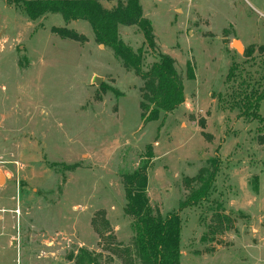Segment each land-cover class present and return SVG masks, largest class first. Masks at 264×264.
Wrapping results in <instances>:
<instances>
[{
	"label": "rangeland",
	"instance_id": "obj_1",
	"mask_svg": "<svg viewBox=\"0 0 264 264\" xmlns=\"http://www.w3.org/2000/svg\"><path fill=\"white\" fill-rule=\"evenodd\" d=\"M139 2L154 50L136 26H120L119 38L142 48L143 72L171 57L184 94L145 124L143 82L86 21L31 20L0 0V264H140L122 178L149 162L153 213L181 218L180 264H264V99L248 115L242 105L264 98V0ZM210 159L213 190L180 209Z\"/></svg>",
	"mask_w": 264,
	"mask_h": 264
},
{
	"label": "trees",
	"instance_id": "obj_2",
	"mask_svg": "<svg viewBox=\"0 0 264 264\" xmlns=\"http://www.w3.org/2000/svg\"><path fill=\"white\" fill-rule=\"evenodd\" d=\"M31 20L47 13L60 14L65 23L83 20L92 31L95 41L112 50L114 57L122 66L132 71L142 82L139 108L142 111L143 124L158 121L161 114L172 113L184 102L183 83L178 77L174 61L167 55H161L148 71H142L143 50L134 52L119 38V27L139 28L148 50H154L155 41L151 22L143 17L139 0H125L124 6L108 10L98 0H13ZM61 37L81 42V38L72 31L58 32ZM194 79L193 71L188 73ZM264 98L250 94L243 97L244 113L258 109ZM251 116H257L252 112ZM200 126V125H199ZM203 128L202 126H200ZM147 158L154 156L151 147L147 148ZM150 163V162H149ZM149 163L139 166L133 173L122 178L126 206L124 214L132 219L134 249L140 264H180L181 218L178 213L162 217L155 215L147 196ZM219 168L216 159L207 161L197 175L189 179L188 185L197 187L190 190L187 200L180 209L198 204L205 200L213 190ZM223 221H221V219ZM218 226H226L227 217H219ZM226 228V227H224ZM89 264H94L89 256Z\"/></svg>",
	"mask_w": 264,
	"mask_h": 264
},
{
	"label": "water",
	"instance_id": "obj_3",
	"mask_svg": "<svg viewBox=\"0 0 264 264\" xmlns=\"http://www.w3.org/2000/svg\"><path fill=\"white\" fill-rule=\"evenodd\" d=\"M235 42H237V41H234V43ZM234 43H233V45H234ZM103 46V45H102ZM235 46V45H234ZM235 48L237 49V51H240L241 50V47L240 46H235ZM93 82L96 84V85H100L101 83H102V79L101 78H99V77H95L94 78V80H93ZM3 181V178H2V176H1V174H0V183Z\"/></svg>",
	"mask_w": 264,
	"mask_h": 264
},
{
	"label": "bare ground",
	"instance_id": "obj_4",
	"mask_svg": "<svg viewBox=\"0 0 264 264\" xmlns=\"http://www.w3.org/2000/svg\"><path fill=\"white\" fill-rule=\"evenodd\" d=\"M234 45L235 46H237V45L240 46V43L239 42H235Z\"/></svg>",
	"mask_w": 264,
	"mask_h": 264
},
{
	"label": "crops",
	"instance_id": "obj_5",
	"mask_svg": "<svg viewBox=\"0 0 264 264\" xmlns=\"http://www.w3.org/2000/svg\"><path fill=\"white\" fill-rule=\"evenodd\" d=\"M148 186V185H147Z\"/></svg>",
	"mask_w": 264,
	"mask_h": 264
}]
</instances>
